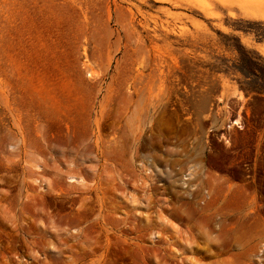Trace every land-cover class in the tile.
Instances as JSON below:
<instances>
[{
    "label": "rangeland",
    "instance_id": "1",
    "mask_svg": "<svg viewBox=\"0 0 264 264\" xmlns=\"http://www.w3.org/2000/svg\"><path fill=\"white\" fill-rule=\"evenodd\" d=\"M253 71L264 0H0V264H264Z\"/></svg>",
    "mask_w": 264,
    "mask_h": 264
},
{
    "label": "trees",
    "instance_id": "2",
    "mask_svg": "<svg viewBox=\"0 0 264 264\" xmlns=\"http://www.w3.org/2000/svg\"><path fill=\"white\" fill-rule=\"evenodd\" d=\"M248 61L250 64H252L254 66L258 65V63L252 58L248 59ZM246 76H248L249 78L252 77V79H255V80L244 82L243 83V85H244L243 89L247 93L255 92L257 94H263L264 93V72L262 71L261 73H258L257 71H253V72H250L249 74H246ZM260 79L262 80V82H261L262 84L261 83L257 84L260 81Z\"/></svg>",
    "mask_w": 264,
    "mask_h": 264
}]
</instances>
